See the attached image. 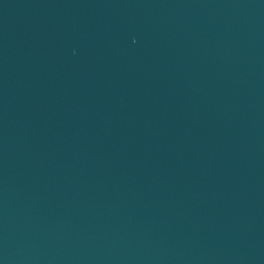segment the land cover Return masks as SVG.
I'll use <instances>...</instances> for the list:
<instances>
[{
  "label": "water",
  "instance_id": "1",
  "mask_svg": "<svg viewBox=\"0 0 264 264\" xmlns=\"http://www.w3.org/2000/svg\"><path fill=\"white\" fill-rule=\"evenodd\" d=\"M0 264H264V0H0Z\"/></svg>",
  "mask_w": 264,
  "mask_h": 264
}]
</instances>
